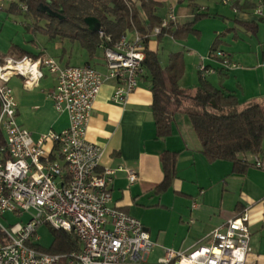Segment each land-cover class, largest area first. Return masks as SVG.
<instances>
[{"label":"built area","instance_id":"1","mask_svg":"<svg viewBox=\"0 0 264 264\" xmlns=\"http://www.w3.org/2000/svg\"><path fill=\"white\" fill-rule=\"evenodd\" d=\"M23 1L19 7L26 10ZM254 13L264 18L261 3ZM171 21H175L172 9L151 34L158 35ZM99 36L104 73L89 64L63 66L51 56L0 58V264H147L156 245L140 220L111 204L116 170H99L102 149L86 139L91 110L105 80L116 81L112 99L124 102L145 75L144 38L148 35L132 28L112 44L101 30ZM211 56L224 70L239 67L223 50L213 49ZM45 71L55 80L47 95L55 110L67 113L69 124L33 138L17 122V102L9 82L18 76L26 88H32ZM211 72L204 65L199 67L202 79ZM254 164L262 165L258 156ZM125 171L129 182L136 181L133 170ZM6 212L27 214L28 219L4 223ZM248 221L247 211H241L190 250L165 248L154 264H246ZM43 224L75 235L81 248L60 254L40 250L37 229Z\"/></svg>","mask_w":264,"mask_h":264},{"label":"crops","instance_id":"2","mask_svg":"<svg viewBox=\"0 0 264 264\" xmlns=\"http://www.w3.org/2000/svg\"><path fill=\"white\" fill-rule=\"evenodd\" d=\"M132 1L146 24L147 17L139 7V2ZM153 2L156 4L154 14L159 19L167 17L169 11L173 10L175 21L169 22L172 31L192 24V31L182 39H176L169 33L153 35L150 31L147 34L148 49L157 54L163 68L168 65L170 56L177 54L182 58L183 73L178 81L180 87L195 89L200 80L199 67L204 65L213 69L205 79L213 86L234 95L241 106L249 102L264 103V18L254 13L259 3L264 7V0ZM197 14L202 15L196 18ZM60 40L68 41L69 46L59 47L57 55L46 53L47 55L63 66L89 64L98 71L105 72V60L100 46L93 56H89L78 42ZM76 44L86 51V56H83ZM213 49L227 52L239 67L224 70L220 61L211 56ZM16 56L0 54V58ZM161 56L167 58L166 63H162ZM9 84L17 102V122L29 130L33 138L68 126L67 113L55 110L47 95L55 85V80L48 71L32 88H26L18 76L11 78ZM115 86L114 79L105 80L93 104L86 129V139L102 149L99 170H116L110 186L111 204L135 218L149 210L166 208L160 201L161 196L174 182L178 193L188 199L192 211L191 227L198 240L185 249L168 248L190 250L213 228L237 213L247 211L250 250L246 256V264H264V155L259 157L262 162L260 167L255 166L254 156H248L253 165L243 174L233 173L230 162L209 160L201 153V145L195 133L192 136L185 132L186 118L180 113L174 116L173 124L176 127L173 128L172 124L171 134L156 138L146 74L139 79L137 87L124 102L112 99ZM47 148L51 146L48 144ZM165 151L177 153L176 176L165 191L157 194L155 188L163 179L161 155ZM125 169L136 173V181L129 182ZM186 180L191 182V188L185 185ZM149 193L157 197L156 203H144V198ZM193 201H197L195 208L192 207ZM180 214L185 217L188 215L186 211ZM141 223L150 239L155 242L150 229L142 221ZM190 232L191 229L187 235ZM164 249L154 262H149L151 251L147 256V264H154L163 255Z\"/></svg>","mask_w":264,"mask_h":264},{"label":"trees","instance_id":"3","mask_svg":"<svg viewBox=\"0 0 264 264\" xmlns=\"http://www.w3.org/2000/svg\"><path fill=\"white\" fill-rule=\"evenodd\" d=\"M50 1L53 11L62 9L60 15L63 18L48 16L37 10L39 4L46 3V0H24L26 10L12 2L8 11L24 12L26 16L37 20H46L44 26L35 23L29 28L44 33L50 40L60 38L78 42L89 56L95 54L102 38L99 32L88 28L84 21L86 17H95L100 21V30L110 37V44L132 28L146 36L154 26L161 23V19L154 14L156 4L153 0H137L147 17L146 24L132 0ZM201 15L197 14L196 18ZM170 27L168 24L162 28L159 35L169 33L176 39H182L192 31V24L173 31ZM147 42L148 37H145L143 64L151 92L150 106L155 123V137L169 136L174 116L177 113L184 114L189 118L200 142L201 153L205 157L209 160L228 161L233 173H245L253 165L248 156L264 155V103L249 102L241 106L234 95L213 86L201 77L195 89L180 87L178 81L183 73L182 58L177 54L170 56L168 65L163 68L157 54L148 49ZM16 55L34 58L40 56L31 55L23 49ZM176 159V152L165 151L161 155L163 179L155 188L157 194L165 191L176 176ZM49 229L52 242L48 247L39 244L40 250L60 254L80 249V242L75 235L60 229Z\"/></svg>","mask_w":264,"mask_h":264},{"label":"rangeland","instance_id":"4","mask_svg":"<svg viewBox=\"0 0 264 264\" xmlns=\"http://www.w3.org/2000/svg\"><path fill=\"white\" fill-rule=\"evenodd\" d=\"M11 1L13 0H0V54H17L23 49L27 53H41L40 56L50 54L53 56L57 55L59 47L61 48V46H67L69 44L65 40H50L47 35L38 30L32 31L29 28L31 25L38 23L40 26H44L46 20H37L31 16H26L24 12H9L8 9ZM15 2L20 6V0H15ZM78 48L83 52V56H86V51L79 45ZM19 58L21 57H15V59ZM161 61L162 63H166L167 58L164 56V58H161ZM182 115L184 116V114ZM184 118H186V125H184L186 126L185 132L195 136L189 118L186 115ZM175 127L176 125L174 123L173 128ZM184 171L183 169V174ZM185 185L189 188L192 187L191 182L188 180L185 181ZM187 200V198L178 193V189L174 182H172L170 188L161 196L160 200L166 208L149 210L144 215L136 216L150 229L157 244L152 249L153 252L149 257V262H154L156 256L161 255L164 248L172 247L177 249L181 247V249H185L198 240L196 232L191 227L192 211ZM156 202L157 197L151 193L144 198V203L154 204ZM184 211L188 214L186 217L180 214ZM3 216L6 219V221L3 220L4 223L8 222L10 224L22 223L28 219L27 214L17 216L11 212H6ZM190 229L191 232L187 235ZM37 235L39 236V243L42 246L48 247L51 244L52 233L49 226L45 224L41 225L37 229Z\"/></svg>","mask_w":264,"mask_h":264},{"label":"water","instance_id":"5","mask_svg":"<svg viewBox=\"0 0 264 264\" xmlns=\"http://www.w3.org/2000/svg\"><path fill=\"white\" fill-rule=\"evenodd\" d=\"M50 5H51V1L50 0H46V3L39 4V6L37 7V10L40 11V12L46 13L48 16L63 18V16L60 15L62 13V9L60 8L59 11H53L50 8ZM84 21H85V23L87 24L88 28L91 31H96V32L100 31L101 24H100V21L97 18H95V17H86L84 19Z\"/></svg>","mask_w":264,"mask_h":264}]
</instances>
